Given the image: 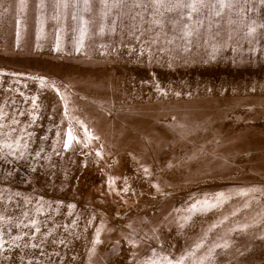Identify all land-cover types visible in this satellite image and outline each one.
Instances as JSON below:
<instances>
[{"label":"rangeland","instance_id":"obj_1","mask_svg":"<svg viewBox=\"0 0 264 264\" xmlns=\"http://www.w3.org/2000/svg\"><path fill=\"white\" fill-rule=\"evenodd\" d=\"M147 4L0 0V264H264V3Z\"/></svg>","mask_w":264,"mask_h":264},{"label":"snow or ice","instance_id":"obj_2","mask_svg":"<svg viewBox=\"0 0 264 264\" xmlns=\"http://www.w3.org/2000/svg\"><path fill=\"white\" fill-rule=\"evenodd\" d=\"M141 2L142 0H136V6L139 7L141 6ZM262 3H264V0H261ZM206 0H193V3L188 4V3H184L183 0H148V4L145 5L146 7H151L153 9V14L154 15H159L160 14V8L164 7L166 4H170L175 8H192L193 10H196V6L197 4L203 6L205 5ZM223 6H228L227 4H223ZM167 10L171 11L172 7H169ZM153 23L156 26H160L161 25V21L159 20H154ZM252 31H254V29H252ZM59 50V49H57ZM72 136L71 133H69L68 136V142L65 143L64 147L67 149L70 146L71 140H72ZM78 142V141H77ZM8 147H11L10 145ZM148 170L145 169V172H147ZM124 191H127V189L125 188ZM69 207H72L71 205ZM35 224V222H33V225ZM36 232H39L40 229L37 227L35 229ZM35 233H33L34 235ZM2 238V237H0ZM18 239H23V237H18ZM61 243H63V241H61ZM32 247H38V245L33 244ZM0 248H3V245L0 244Z\"/></svg>","mask_w":264,"mask_h":264},{"label":"built area","instance_id":"obj_3","mask_svg":"<svg viewBox=\"0 0 264 264\" xmlns=\"http://www.w3.org/2000/svg\"><path fill=\"white\" fill-rule=\"evenodd\" d=\"M91 171V169H89V172ZM89 175H90V173H88V174H86V175H84V176H82L81 177V180H88L89 179Z\"/></svg>","mask_w":264,"mask_h":264}]
</instances>
